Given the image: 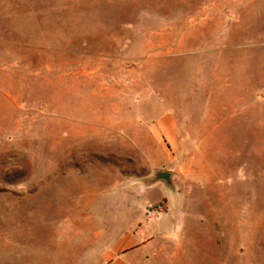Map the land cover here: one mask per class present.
I'll use <instances>...</instances> for the list:
<instances>
[{"label": "rangeland", "instance_id": "1", "mask_svg": "<svg viewBox=\"0 0 264 264\" xmlns=\"http://www.w3.org/2000/svg\"><path fill=\"white\" fill-rule=\"evenodd\" d=\"M111 263L264 264V0H0V264Z\"/></svg>", "mask_w": 264, "mask_h": 264}, {"label": "crops", "instance_id": "2", "mask_svg": "<svg viewBox=\"0 0 264 264\" xmlns=\"http://www.w3.org/2000/svg\"><path fill=\"white\" fill-rule=\"evenodd\" d=\"M166 159H169L168 156H166ZM169 161V160H168ZM162 184V183H161ZM157 187H159L160 189V184L157 185ZM162 194H165V192H161ZM121 238L126 239L128 244L130 246H138L140 244H142V240L144 238L142 232H136V233H126L125 235H123ZM114 264V263H111Z\"/></svg>", "mask_w": 264, "mask_h": 264}, {"label": "water", "instance_id": "3", "mask_svg": "<svg viewBox=\"0 0 264 264\" xmlns=\"http://www.w3.org/2000/svg\"><path fill=\"white\" fill-rule=\"evenodd\" d=\"M152 181H162L166 186L171 187V174L168 171H156Z\"/></svg>", "mask_w": 264, "mask_h": 264}, {"label": "built area", "instance_id": "4", "mask_svg": "<svg viewBox=\"0 0 264 264\" xmlns=\"http://www.w3.org/2000/svg\"><path fill=\"white\" fill-rule=\"evenodd\" d=\"M162 211V207L161 206H152L146 209V213L149 216L155 215V214H159Z\"/></svg>", "mask_w": 264, "mask_h": 264}]
</instances>
